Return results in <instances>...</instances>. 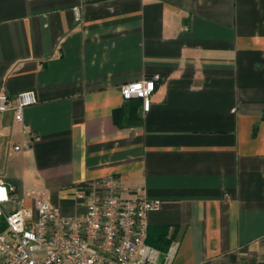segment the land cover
<instances>
[{
  "label": "crops",
  "instance_id": "1",
  "mask_svg": "<svg viewBox=\"0 0 264 264\" xmlns=\"http://www.w3.org/2000/svg\"><path fill=\"white\" fill-rule=\"evenodd\" d=\"M154 74L147 112L122 98ZM24 91L22 122L0 114L18 196L72 215L113 177L160 201L145 243L172 264H264V0H0V94Z\"/></svg>",
  "mask_w": 264,
  "mask_h": 264
},
{
  "label": "built area",
  "instance_id": "2",
  "mask_svg": "<svg viewBox=\"0 0 264 264\" xmlns=\"http://www.w3.org/2000/svg\"><path fill=\"white\" fill-rule=\"evenodd\" d=\"M160 81L154 74L125 83L120 94L124 100L139 99L147 112ZM36 103L33 91L13 98L0 94V114L10 111L22 122L24 109ZM70 198L80 212L65 215L38 194L20 197L0 180V264H172L176 243L163 253L145 243L147 215L160 201L141 195L122 199L113 177L78 188Z\"/></svg>",
  "mask_w": 264,
  "mask_h": 264
},
{
  "label": "trees",
  "instance_id": "3",
  "mask_svg": "<svg viewBox=\"0 0 264 264\" xmlns=\"http://www.w3.org/2000/svg\"><path fill=\"white\" fill-rule=\"evenodd\" d=\"M169 241L164 238V233L161 234L160 238L158 239L157 245H155L156 249H159L161 251H166L169 247Z\"/></svg>",
  "mask_w": 264,
  "mask_h": 264
}]
</instances>
